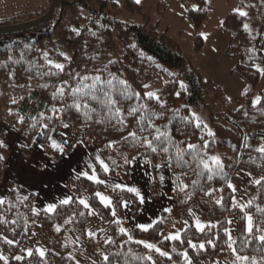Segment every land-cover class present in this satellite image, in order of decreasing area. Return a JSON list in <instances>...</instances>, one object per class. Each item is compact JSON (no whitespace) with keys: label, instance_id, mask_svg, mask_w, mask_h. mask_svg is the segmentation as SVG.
<instances>
[{"label":"trees","instance_id":"16d2710c","mask_svg":"<svg viewBox=\"0 0 264 264\" xmlns=\"http://www.w3.org/2000/svg\"><path fill=\"white\" fill-rule=\"evenodd\" d=\"M181 4L183 18L198 32L208 18L210 4L205 0H182ZM49 5L22 22L42 17ZM121 10L140 15L144 24L122 19ZM240 12L246 15L241 16ZM16 16L20 15L0 19V27L14 23ZM149 23L133 0H123L122 8L107 0H60L52 21L26 33L0 36V123L22 139L24 145L18 148L21 157L30 158V147L43 132L39 138L42 156L57 164L60 155L49 145V139L67 124L66 154L72 153L75 143L97 148L96 156L92 157L93 170L103 181L96 183L89 176L68 180L67 189L72 197L68 204L57 205L53 212H34L35 195H24L18 186L11 184L3 199L5 203L0 205V218L4 221L0 222V257H3L0 264H83L87 261L93 264H187L185 253L191 264L217 258L223 259L225 264H233L235 257L227 250L225 235L227 220L232 216H237L234 248L250 261L255 258L257 264H264V244L257 238L264 234V211L259 210L264 209V153L257 151L264 147V92L259 96V103L252 101L259 80L257 66L264 62V0H239L237 9L221 20L220 30L229 38L224 56L236 60L231 74L246 85L245 94L235 99L234 109L221 95L219 87L200 76L191 57ZM202 48L203 41L197 35L194 53ZM55 63L64 65L62 72L52 67ZM96 75L101 76L105 85L116 77L110 95L116 101L115 107L121 109L126 126L118 123L114 109L110 113L103 105L101 85L97 87L98 100L83 97L80 111L71 107L75 99L70 94L71 88L76 87L82 77ZM157 77L164 78L163 87L154 98L148 99L143 85ZM120 80L127 86L121 85ZM61 87L65 89L63 97L58 95ZM105 90L108 89L105 87ZM54 93L57 94L55 99ZM135 93H139V98ZM84 103L88 104V109L83 107ZM215 106L219 108L215 110ZM53 108L63 111L53 112ZM132 108L137 111L130 114ZM85 111L90 119L85 117ZM156 128L166 132L167 138L162 136L156 140ZM209 131L214 135L209 136ZM131 132L136 133V138L129 136ZM4 137L0 134V141L4 142ZM145 137L152 141L155 152L145 145ZM110 143L112 146L108 147ZM190 144L197 147L190 150ZM178 152L181 153L179 159ZM216 152L224 153L222 168L216 169L211 164L214 172L210 173L203 169L200 161H209ZM0 156L4 157L0 160L1 183L9 156L6 146L0 148ZM97 156L108 166L107 172L103 171ZM135 159L151 168L149 200L160 198L154 172L157 167L170 168L173 191L170 211L161 212L148 231L128 230L132 237L129 240L119 232L114 221L119 219L120 227L124 228V211L128 209L131 218L137 219L141 203L134 193L108 182H128ZM236 170L261 176L260 183L247 186L244 191L248 199L245 212L252 217V234L245 229L243 213L231 206L229 184ZM87 171L88 175L94 174ZM181 186L186 187L181 190ZM98 190L107 191L110 207L99 202L95 195ZM83 193L88 195L89 204L102 226H108L111 243L100 244L97 238L86 237L85 227L90 217L80 203ZM190 212H196L207 223L203 231L192 224ZM182 222L187 226L179 240H159L165 226ZM68 234L74 235L77 242L69 241ZM31 239L36 240L31 255L21 254L22 247ZM6 240L13 243L8 244ZM135 241L156 244L171 259ZM37 245L45 247L43 256L38 254Z\"/></svg>","mask_w":264,"mask_h":264},{"label":"rangeland","instance_id":"374dc122","mask_svg":"<svg viewBox=\"0 0 264 264\" xmlns=\"http://www.w3.org/2000/svg\"><path fill=\"white\" fill-rule=\"evenodd\" d=\"M111 3H115L122 8L123 0H107ZM139 7H141L142 12L148 17L150 26L156 27L157 31L160 33H165L169 38H171L174 42H176L182 53L190 56L192 59V64L194 68L198 71L200 76L205 80L209 81L212 84L216 85L221 90V95L231 104V109L235 108V99L244 95L246 92V85L245 83L236 75L231 74L233 70L236 60L232 58H227L224 56V52L228 46L229 38L223 34L220 30L221 20L225 18L229 13L235 11L237 9V3L239 0H205L208 4H210L211 8L208 13V18L201 29L196 32L193 28L192 23L183 18L184 9L182 6V0H139V3L136 0H133ZM49 5V0H0V19H10L14 15H20L11 23L9 26L18 25L21 23H25L22 21L28 20L30 17L37 15L40 11L45 10ZM23 14V15H22ZM32 15V16H31ZM122 19H126L127 21L131 22L132 24L136 25H143L144 20L140 15H131L123 10H121V14H119ZM26 33V32H25ZM199 35L203 41V48L199 53H194V45H195V38ZM206 37V38H205ZM260 69H264V62L259 66ZM165 80L164 78L157 77L153 80L148 81L143 86L148 85V87H144L145 92H153L155 95L162 89ZM264 92V75L259 72V80L257 85L254 88L252 101L257 99L260 94ZM209 98H206L208 102ZM214 108V107H212ZM219 106H215V110L218 109ZM222 128L221 125H218ZM9 129L4 124L0 123V134L11 133V135L16 136L13 132H8ZM10 130V129H9ZM8 134L4 137L6 138L4 145L9 150V156L6 159V174L9 175L11 169L14 168V163L17 159L21 160L19 156V150L17 145H15V141L13 138L9 137ZM43 134L40 132L38 138L35 140L34 144L30 147V158H29V165L34 167L35 165L38 166V170L42 172L41 166H43V161L41 158L40 152L41 149L39 147V138ZM62 134H59L56 138H54L57 144H60L59 138ZM17 137V136H16ZM15 139V138H14ZM58 139V140H57ZM24 145V144H23ZM82 147V146H81ZM97 148H91L92 157L96 156ZM57 151V150H56ZM74 152V149H73ZM60 159L63 161H67V155L64 153H60L58 151ZM40 154V155H39ZM62 157V158H61ZM74 158H78L77 160L83 158V152H80L77 148ZM88 159L87 163H80L81 169H85L88 167L90 169H94L93 159ZM211 157H218L220 161H222L224 157V153L216 152L211 155ZM210 157V158H211ZM22 161H24L22 159ZM86 161V160H85ZM209 165L213 164L211 159H209ZM61 163V162H60ZM78 163V161H77ZM34 164V165H33ZM40 166V167H39ZM78 167V166H77ZM86 172V171H85ZM91 172V171H90ZM88 173V171H87ZM93 173V172H91ZM11 174V173H10ZM71 174L77 175L76 167ZM234 179L230 181L229 185H232V208L237 210L238 212L243 213L244 219V226L247 230V217L250 216L245 212V209L248 205V199L244 193L245 188L247 186H253L258 183L256 181H261L260 175H252L242 170H236L234 173ZM111 186L116 187V185H121L123 183L122 180L119 181H109L108 182ZM127 185V183H124ZM5 186V184H4ZM121 188V187H118ZM173 191V190H172ZM140 195L138 196L140 202L141 198H143L142 206L143 207H150L153 206L151 203L161 204L164 206L165 198L162 201H150L147 198L143 197L142 188L138 190ZM146 192V191H145ZM108 198L110 201V196L106 190H98L95 192ZM172 193V192H171ZM99 202L101 203L99 197L97 196ZM84 200L89 205L86 208L89 212V222L85 227V235L87 238H94L98 239L100 244H106L109 241V231L108 226H102L101 220L97 216L96 212L91 208L89 204V197L86 193H83L80 197V201ZM169 202V201H168ZM172 203V202H171ZM105 206L103 203H101ZM159 204V205H160ZM146 205V206H145ZM84 207V205L82 204ZM126 207V205H125ZM154 207V206H153ZM168 206H165L167 208ZM171 207V204H170ZM169 207V208H170ZM126 210L124 211V219H125V229L126 231L132 230L131 223L135 222L128 214L126 215ZM159 216V215H158ZM190 220L192 224L196 227V222L199 221L202 225H206L201 217L196 212L189 213ZM115 217H113L114 219ZM149 225V224H148ZM186 223H179L177 225H167L165 226L161 232L159 233V240H170L166 239V237L179 235L182 231L186 228ZM197 228V227H196ZM227 232L230 234L233 241H236L237 237V216H232L227 220ZM69 241L76 243L77 240L72 234H68ZM172 241V240H171ZM36 240L31 239L27 242L23 247L21 254H29L32 252L33 248H35ZM227 244H228V236H227ZM155 247H157L156 244ZM234 247V244H233ZM229 252H232L231 249L228 248ZM45 253V247L43 245H37V252ZM83 264H93L91 261H87ZM201 264H225L223 259H205Z\"/></svg>","mask_w":264,"mask_h":264},{"label":"crops","instance_id":"0c3cea01","mask_svg":"<svg viewBox=\"0 0 264 264\" xmlns=\"http://www.w3.org/2000/svg\"><path fill=\"white\" fill-rule=\"evenodd\" d=\"M7 131L15 133L14 131L9 130V129H7ZM7 134L8 133L3 134V135L6 136ZM59 134H62L59 140H60L61 146H63L64 148L65 155H67L66 150L69 145L67 128H63L58 134L50 137L49 145L51 146V141L54 140V138H56ZM8 136L13 138L14 141L18 140V141H15V145H17L15 147L19 148L23 146V141L17 134H16L17 137L14 135H11V133H9ZM5 140L6 138L4 139V142ZM76 148L80 152H83L84 159L81 158L77 160L78 158L73 157L75 154ZM73 149H74V152L72 150V153L67 155L68 156L67 161H63V163H62V159H63L62 157H61L62 159H60L57 164L51 163L45 158L43 159L41 158V161H43V166H41V170H43L42 172L38 170L37 165H35L34 167L30 166L29 159L24 160L19 153L21 160L17 159L15 161L14 168L11 169L10 171L11 174L9 173L8 176L6 174V168H5L3 179H2V182L0 183V199L5 198L6 194L9 191L10 185L13 184L20 188L22 194L24 195L34 194L35 195V198H36L35 210H37L38 212H43V211L47 212L45 211V209L49 205L57 206L59 204H62L61 201L64 199L70 200L72 197V194L67 189V181L70 179L76 180L81 177H86L84 173H87V169L86 170L81 169V165L79 164L87 163V160L91 159L92 157V154L90 152L91 149L84 147L80 143L73 144ZM40 154L42 156L41 152ZM22 159L24 161H22ZM75 167H76L77 175L73 176L71 172L73 173V170L75 169ZM88 169L92 171V169L90 168ZM154 172H155V177L157 178V181L159 183L160 198L158 200H150V201H157L158 203V201H162L165 198L164 206L162 205V202L161 204L159 203L160 205L159 204L156 205L153 202L151 204H153L154 207L153 206L143 207L142 203L140 202L141 210L138 215V218L133 219L136 221L134 223L133 222L131 223L132 229H136V228L140 229L139 225H148V224L151 227L158 221L160 213L166 211V209H169L170 207L171 192L173 190V178H172L170 168L167 166H160V167H157ZM87 176H92V174H89ZM161 177H163L162 180H161ZM152 179H153V175H152L150 166L140 159H135L131 163V166H130L128 182H123L120 185V187L126 190L128 188H135L137 189V191L142 188V192L144 194L143 197H145L146 199L147 188H148L149 183L152 181ZM124 183H127V185H125ZM161 197H162V200H161ZM147 198H148V195H147ZM165 206H168V207L165 208ZM126 213L128 214V217H130V211L128 209H126Z\"/></svg>","mask_w":264,"mask_h":264},{"label":"snow or ice","instance_id":"6c2138e0","mask_svg":"<svg viewBox=\"0 0 264 264\" xmlns=\"http://www.w3.org/2000/svg\"><path fill=\"white\" fill-rule=\"evenodd\" d=\"M137 3H139V0H136ZM241 16H244L246 15V13L244 12H240L239 13ZM245 29H247V25L244 26ZM206 38V37H205ZM44 58L47 60V53L44 54ZM65 59H68V57L65 56ZM49 63L51 64L52 62L49 61ZM52 67H54L55 69L59 70V71H63L64 69V65L63 64H60V63H55V64H52ZM257 71L261 72L262 75H264V69H260L258 66H257ZM116 77H113L112 79H109L107 82H106V85L102 82V78L101 76L99 75H96V76H93V77H89V76H84L81 78V81L80 83L76 86V87H73L71 88V96L74 97V103L73 105H71V107H75L77 111H80L81 109V103H80V98H83V97H88L90 96L92 100H98V97L96 95V92H97V87L98 85H101L100 87V91L103 93V97H104V100H103V105L105 107L108 108V111L110 113L113 112V109H114V113H115V116H117L119 119H118V123H120L121 125H124V118L123 116L121 115V109L118 108V107H115L116 105V101L112 99L111 95H110V91L113 89L114 85H113V80H115ZM88 80H91L92 83H84V81H88ZM119 83L121 85H125V87L127 86L126 85V82L123 81V80H120ZM105 87L108 89L107 91L105 90ZM144 87H148V85H145ZM181 87L183 88L184 86L181 85ZM64 91L65 89L63 87H61L59 90H58V95L60 97H63L64 96ZM136 97L139 98V93H135ZM57 96L56 93H54V96L53 98L55 99ZM145 96L148 98V99H152L155 97V93L153 92H147L145 93ZM158 99V97H157ZM260 102V98L257 97V99L254 101V104L256 103H259ZM83 107L85 109H88V104L87 103H84L83 104ZM53 112H57V111H63V109H55L53 108L52 109ZM137 111V109L135 108H132V109H129V113L130 114H133ZM85 117L87 119H90L91 117L89 116L88 112L85 111L84 113ZM143 118H141V122H142ZM21 122H23L21 120ZM35 126V125H33ZM65 128L68 127L67 124H64L63 125ZM126 126V125H124ZM197 127L200 126L199 124V121H198V118H197ZM45 127H47V125H45ZM206 127V125H205ZM121 131L123 130V128L120 129ZM141 131H143V129H141ZM155 132H156V136H155V139L156 140H159L162 136L167 138V133L166 132H161V130L159 128H156L155 129ZM208 135L209 136H213L214 133H212L211 131L208 132ZM129 136L133 137V138H136V133L135 132H131L129 133ZM144 143L145 145L151 149L153 152L156 151V148L153 146V143L151 140H148L147 137L144 138ZM112 144L110 143L108 145V147H111ZM2 147H5L4 145V142L3 141H0V148ZM51 147L54 149V150H57L59 151L60 153H64V148L63 146H61L60 144H57L55 142V140H52L51 141ZM197 146L196 145H188V149L190 150H193L195 149ZM165 152H167V149L165 148L164 149ZM258 152H261V153H264V147H260L257 149ZM181 158V153L178 152V159ZM4 157L3 156H0V160H3ZM212 163L216 166V169H221L222 168V164H221V161L218 157H211L210 158ZM97 160L99 161L101 167L103 168V171L104 172H107L109 169H108V166L104 163V161L100 160L99 156H97ZM113 163H115L113 161ZM200 164L203 166V169L207 170L208 172L210 173H213L214 172V169L212 167H210L209 165V162L207 160H201L200 161ZM93 175L92 176H89L88 178L93 180L94 182L96 183H103L102 180H99L97 178V176L95 175V170H93ZM85 176H87L88 174L87 173H84ZM209 179H211V175L208 177ZM163 179V177H161V180ZM256 183H260V181H256ZM116 187H120V185H116ZM186 187V186H181V190H183V188ZM229 187H232V185H229ZM129 192H132V193H135L137 196L140 195V193L137 191V189L135 188H128L127 189ZM97 196L99 197L101 203H103L105 205V207H110L111 206V201L106 198L105 196L101 195L100 193H97ZM24 199H27V197H24ZM141 202H143V198H141ZM5 203V201L3 199H0V205H3ZM62 204H68L69 203V199H64L61 201ZM81 204L84 205L85 208H88L89 205L87 204V202H85L84 200H81L80 201ZM55 208L56 206L55 205H49L45 211L47 212H53L55 211ZM260 211H264V209H259ZM33 211L35 212V209H33ZM166 211H170V209H166ZM112 215L115 216L116 213H115V210L112 211ZM247 221H248V224H247V231L249 234H252L253 232V223H252V217L251 216H248L247 217ZM0 222H4L2 218H0ZM114 223L117 225V227L119 228V232L125 236H128V239L129 240H132V237L128 234V232L126 231L125 228L123 227H120V220L117 219L114 221ZM140 229L142 231H148V228L150 227V225H139ZM196 227L198 230L200 231H203L204 230V225H202L199 221L196 222ZM212 227H215V225H212ZM57 231H59V228L57 229ZM225 235L228 236V248L232 250V253L235 257V260L233 262V264H257L255 258H252L251 261H250V258L246 255H240L239 252L237 251V249H235L233 247V244L235 243V241L232 240L230 234L226 231L225 232ZM260 242L262 244H264V234H260L258 237H257ZM166 239H170V240H179L180 239V235L179 233H177L176 235H172V236H169V237H166ZM6 242L8 244H12L13 241L11 240H6ZM109 243H111L112 241H108ZM136 243L138 244H143L144 248L152 251H156L157 253H159L160 256H163V257H168V259H171V257L169 256V254L167 252H164L162 251L161 249L155 247V245L151 244V243H147V242H144V241H135ZM189 243H191V241H189ZM193 248L196 247V245H192ZM201 248H203V245H200ZM240 251H243V249L241 248ZM29 255H31V253H29ZM40 255L43 256L44 253L41 251L40 252ZM0 259H3V257H0ZM16 259H20V257H16ZM148 259H151V257H148ZM184 259L185 261H187V264H191V261L188 259V256L187 254L185 253L184 254ZM104 260L107 261L108 260V257L105 256L104 257Z\"/></svg>","mask_w":264,"mask_h":264},{"label":"water","instance_id":"95a60500","mask_svg":"<svg viewBox=\"0 0 264 264\" xmlns=\"http://www.w3.org/2000/svg\"><path fill=\"white\" fill-rule=\"evenodd\" d=\"M59 2H60V0H51V3L49 5V8H48V11L46 12V14H44L42 17H40L38 19L31 20V21L21 23L18 25L0 27V36L25 32V31H28L30 29L40 27V26L52 21L54 18L55 10L59 6Z\"/></svg>","mask_w":264,"mask_h":264}]
</instances>
